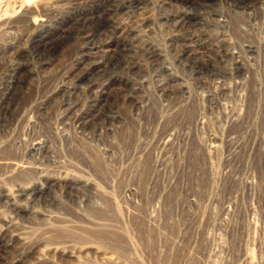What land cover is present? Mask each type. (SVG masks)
<instances>
[{
  "label": "rangeland",
  "instance_id": "1",
  "mask_svg": "<svg viewBox=\"0 0 264 264\" xmlns=\"http://www.w3.org/2000/svg\"><path fill=\"white\" fill-rule=\"evenodd\" d=\"M167 1L0 0V264H264V0Z\"/></svg>",
  "mask_w": 264,
  "mask_h": 264
},
{
  "label": "bare ground",
  "instance_id": "2",
  "mask_svg": "<svg viewBox=\"0 0 264 264\" xmlns=\"http://www.w3.org/2000/svg\"><path fill=\"white\" fill-rule=\"evenodd\" d=\"M28 1H32V0H28ZM168 2L167 0H162V2ZM177 1H179V3H180V5L181 6H184V7H186V6H188V5H190V4H192L193 3V1H195V0H177ZM127 2V1H126ZM128 2H129V0H128ZM119 4V3H118ZM126 5V4H125ZM119 6V5H118ZM191 6V5H190ZM107 7V6H106ZM115 7V6H114ZM187 8V7H186ZM111 11V10H110ZM35 12V10H30V13L32 14V13H34ZM93 18V17H92ZM86 18L90 23H93V22H95V24H98L99 22H100V20H99V18ZM81 19V18H80ZM78 20V19H77ZM184 23V20L182 19V20H179V24H178V28H180L181 26H182V24ZM84 24V23H83ZM183 29V28H182ZM85 38V37H84ZM83 42H86V44L87 45H85V47H87V48H93V49H97V50H101V48L102 49H104V48H106L107 46H109L110 45V43L108 42V41H106V42H104V43H90V42H87L86 40H84ZM35 44H37V43H34V45ZM42 45V44H41ZM37 46V45H36ZM90 50V49H89ZM186 53H188L187 54V56H189L190 55V52H188L189 50L187 49V47H186ZM152 54V53H151ZM152 56V55H151ZM194 61V60H193ZM192 61V62H193ZM133 65V64H132Z\"/></svg>",
  "mask_w": 264,
  "mask_h": 264
}]
</instances>
